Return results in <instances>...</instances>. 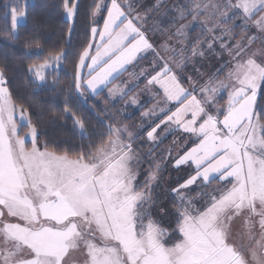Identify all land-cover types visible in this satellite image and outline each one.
Segmentation results:
<instances>
[{"label": "snow or ice", "instance_id": "6c2138e0", "mask_svg": "<svg viewBox=\"0 0 264 264\" xmlns=\"http://www.w3.org/2000/svg\"><path fill=\"white\" fill-rule=\"evenodd\" d=\"M30 6H6L3 37L35 49L24 71L63 104L18 102L0 65V264H264V0H58L69 48L46 55L19 31ZM141 78L155 103L137 129L106 105H138ZM180 131L183 150L166 154L192 171L165 186L154 152Z\"/></svg>", "mask_w": 264, "mask_h": 264}, {"label": "trees", "instance_id": "16d2710c", "mask_svg": "<svg viewBox=\"0 0 264 264\" xmlns=\"http://www.w3.org/2000/svg\"><path fill=\"white\" fill-rule=\"evenodd\" d=\"M53 3H58V0H33L32 4L30 5H35V7H29V15L27 17V20L19 28L22 38L35 35L36 39L39 41L41 48L44 50L45 55L48 51L54 50L58 46L63 47L65 50H68L69 48L68 43H66L63 39L62 33V29L66 27L65 18L61 16L58 9L51 7ZM45 5H48L46 10ZM37 25L41 26L39 30H37ZM84 40L85 36L83 29L78 27L77 33L73 36L71 41L72 47L74 49L78 48L79 45L84 42ZM17 44L21 49H19L20 52H15L18 48L14 49V45H9L3 42V45H6L11 49L10 51H8L10 53V58H8V61L5 63V59L2 57L0 58V61L6 64L9 69V76L12 80L10 89L12 91L13 98L18 102L21 98H24L35 103H42L45 107H52L55 111H59L63 104V96L59 95L62 89H57L56 93L35 89L29 80V74H27L24 69L30 63L39 62L40 58L34 54L35 49L32 50V55H28L26 54L24 44L20 42H17ZM21 53H23V55ZM72 72L73 64L70 57L69 60L65 62L64 66L57 71L56 74L59 76V79L63 82V84L66 85L67 83L71 82ZM49 78L51 79V77ZM15 79L17 80L15 81ZM93 104L99 107V105L96 103V100L88 101L89 106ZM81 112L84 115L88 116L92 127L97 126L95 116H93L90 112L87 111V109L83 107L81 108ZM44 127L47 130L49 136L54 137L58 143L64 140H69V143L72 146L81 143L79 139L72 137L69 129L62 128L59 124H45ZM68 146V144L63 145L64 148H67ZM52 147H56V145H52ZM176 171L178 174H180L181 172V170Z\"/></svg>", "mask_w": 264, "mask_h": 264}, {"label": "rangeland", "instance_id": "374dc122", "mask_svg": "<svg viewBox=\"0 0 264 264\" xmlns=\"http://www.w3.org/2000/svg\"><path fill=\"white\" fill-rule=\"evenodd\" d=\"M29 2H30V4H32L33 0H29ZM146 2L150 3L151 0H146ZM171 2H175V0H171ZM14 4H15V0H0V58L2 57L5 59L4 63L8 61V58H10V53L8 51H10L11 49L9 47H7L6 45H3V42L6 44H9V45L10 44L14 45V49L18 48L15 52H20V50H21L17 43H11V42L7 41L3 37V33H2V30L4 29V27L10 23V20H5V18H4V13L6 11H8V8L6 6L7 5H13L14 6ZM198 34H199L198 31L195 33H192V35H198ZM21 54L23 55V53H21ZM149 59H150V57H149ZM4 63H2L0 61V65H3ZM143 63H144V66H146V67L148 66L147 61H145ZM125 79H128V73H125V75L123 77H121V80L116 81V84H120L121 81H123ZM16 80L17 79H15V81ZM133 82L134 81L129 80V85H131V83H133ZM143 88H144V83L142 82V78H141L140 88L134 89L130 93V96H138V105L128 106L127 105V99L119 101L118 103H115L114 106H113L112 101H108V103L106 105L110 109V111H112L113 113H118L119 118L122 119L125 123H127L129 125L134 124L137 126V129H139L140 127L146 126V122L141 119V113L143 111H146L147 108H151L153 105V101L151 103H146L147 101L151 100V94L147 91L141 92V89H143ZM85 95L87 96L88 94L85 93ZM89 100H92V99H89ZM95 100H96V103L100 106V102L105 100V96L101 95L99 98H97ZM139 104H146V107L145 108H139V110H137ZM161 127H163V125ZM186 136H187V134L183 133L182 131L169 133L163 139V142L159 145V147H157L155 149V152H154L155 157L158 160L163 159L164 164L167 165L166 171L164 173L165 186H167L168 183H173L177 180H181L182 177H185L188 173H190L192 171V170L190 171V169L189 170H183L182 172H180V174H178L176 169H174L172 167L171 158L168 157L166 154V149L173 147L174 141L175 142L177 141V142L175 143V151H173V156H175L177 151H182L183 147L185 146L184 141L186 140ZM187 144H191V141L187 142ZM148 147H150V145H145L144 151H147ZM147 166H148L147 163H145V165H144L145 169L147 168ZM216 186L217 185H213V187H216ZM193 187H195V186H193ZM237 227L240 228L241 226L238 224Z\"/></svg>", "mask_w": 264, "mask_h": 264}, {"label": "crops", "instance_id": "0c3cea01", "mask_svg": "<svg viewBox=\"0 0 264 264\" xmlns=\"http://www.w3.org/2000/svg\"><path fill=\"white\" fill-rule=\"evenodd\" d=\"M155 103V101L153 100V104ZM177 142V141H176ZM187 142H189V141H187ZM188 145H190V144H188ZM181 170V172L183 171V170H189V168L187 167V166H182V168L180 169Z\"/></svg>", "mask_w": 264, "mask_h": 264}]
</instances>
